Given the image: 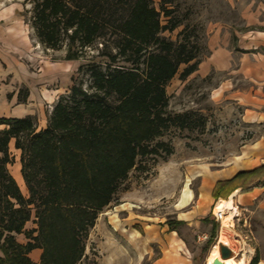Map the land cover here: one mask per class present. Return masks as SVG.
Here are the masks:
<instances>
[{
    "label": "trees",
    "instance_id": "obj_1",
    "mask_svg": "<svg viewBox=\"0 0 264 264\" xmlns=\"http://www.w3.org/2000/svg\"><path fill=\"white\" fill-rule=\"evenodd\" d=\"M28 2L39 41L57 49L66 40V59H76L107 27L118 35L110 62L87 66L88 87L73 82L44 127L37 129L31 115L0 117V264H34L29 253L35 248L41 250L37 264H83L89 230L137 159L171 153L168 143L150 142L176 123L178 116L167 112L165 84L180 64V78L196 70L197 48L187 38L174 43L160 36L180 24L164 2L158 8L153 0ZM161 16L168 17L165 24ZM117 54L129 66H116ZM12 138L27 196L7 170ZM263 174L264 163L219 179L211 197L226 198L238 187L247 191L246 182ZM32 215L36 226L26 228ZM182 223L165 220L169 231ZM210 225L202 250L215 242L218 223ZM257 261L254 254L248 264Z\"/></svg>",
    "mask_w": 264,
    "mask_h": 264
},
{
    "label": "rangeland",
    "instance_id": "obj_2",
    "mask_svg": "<svg viewBox=\"0 0 264 264\" xmlns=\"http://www.w3.org/2000/svg\"><path fill=\"white\" fill-rule=\"evenodd\" d=\"M160 2L172 10L173 19L180 21L174 29L162 30L160 36L174 43L187 38L194 44L199 59L197 70L180 78L179 72L184 67L180 64L177 73L165 84L167 112L178 117L175 124L150 144L163 141L172 151L168 155L137 159L135 167L119 182L113 201L98 213L89 230L83 264H151L160 257L162 247L157 233L147 225L163 224L167 218L183 221L175 233L185 244L183 253L188 264H205L212 244L202 250L206 239L198 240L197 235L208 236L210 221H214L211 210L218 198L212 199L210 191V197L198 210L201 177L191 178L189 188L193 197L182 210L188 212V217L178 218L175 204L188 169L199 164H206L214 171L223 169L243 145L264 135V124H247L242 120L243 107L237 96L254 83L235 72L236 56L240 53L236 34H248V29L264 30V0H153L156 8ZM31 8L28 0H0V117L31 115L38 129L46 125L53 105L59 96L68 93L73 82L88 87L87 66L93 62L102 65L110 62L117 52L118 35L114 28L107 27L81 49L76 59H66V40L57 49L39 41ZM167 18L161 16V23L165 24ZM259 51L264 55L263 49ZM114 63L129 66L119 54ZM13 142L12 138L8 144L12 161L7 164V170L11 175L14 165H19L20 173V151ZM262 177L249 179L246 184L263 182ZM22 182L18 186L27 196L23 179ZM237 210L239 220L233 219L232 228L236 250L227 245L235 252V259L246 250V244L237 241V234L254 248L253 256L258 229L255 212ZM205 217L206 221H202ZM25 226H36L33 215ZM219 230L218 223L214 243L219 242ZM16 238L25 241L22 234ZM138 246H143L146 253L141 254ZM31 259L37 264L39 254L31 255Z\"/></svg>",
    "mask_w": 264,
    "mask_h": 264
},
{
    "label": "crops",
    "instance_id": "obj_3",
    "mask_svg": "<svg viewBox=\"0 0 264 264\" xmlns=\"http://www.w3.org/2000/svg\"><path fill=\"white\" fill-rule=\"evenodd\" d=\"M247 32L248 34H236L240 39L237 45V48L240 49V53L236 56L238 58V66L236 67L235 72L240 74L242 78L253 82L254 85L242 89L237 98L243 107L242 120L247 124H253L256 122V124L262 125L264 124V55L260 53L259 50H264V30L248 29ZM230 57H232V55H230ZM228 64L229 62L226 63L225 66H228ZM254 142H258L261 146L259 150L260 162L257 166L253 167L256 168L264 163V135L258 136L257 139L248 142L245 145H250ZM254 157L255 156L252 155L251 159ZM262 179L264 178L262 177ZM247 186H250L247 191H240V187H238L232 191L230 195L235 201L236 208L245 209L251 213L255 212L257 214L256 226H258V229L255 241L257 248L255 254L258 256V261L256 264H264V181L256 185L248 183ZM212 199L214 198L212 197ZM238 214L239 212L237 210L235 216H238ZM234 219L237 221L239 220V218L236 217ZM147 226L150 227V231L157 233L162 247L160 257L152 261L151 264H188L189 260H187V257L183 253L185 244L180 238H178L175 233L176 231H169L165 223H150V225ZM230 228L232 229L234 227ZM233 232L235 233V231ZM237 236L239 237L237 240L239 243L242 242L243 246L246 244V250L243 247V250L245 251L241 253L240 257L244 255L245 263L248 264L252 258L254 248L249 243L245 242L238 234ZM148 241L149 238L146 237L145 242ZM141 247L143 246H138L137 248L139 252L146 253V249L143 251ZM40 251L41 250L38 248L33 249L29 253L30 258L33 254H40ZM232 252L234 256L235 252L233 250Z\"/></svg>",
    "mask_w": 264,
    "mask_h": 264
},
{
    "label": "bare ground",
    "instance_id": "obj_4",
    "mask_svg": "<svg viewBox=\"0 0 264 264\" xmlns=\"http://www.w3.org/2000/svg\"><path fill=\"white\" fill-rule=\"evenodd\" d=\"M260 147L261 146L258 142L251 143L250 145H243L240 152L234 155L229 161L230 163L227 167L223 169L214 171L208 168L206 164H199L196 167L193 166L189 168L187 174L188 176L183 183L179 198L175 204V209L178 211V218L185 219L188 217V212H184L182 210L187 204H189L193 197V193L189 188L191 178L196 176L201 177L199 195L196 204V208L201 210L206 199L210 197V191L216 180L229 178L239 170L252 169L259 164ZM252 155L255 156L253 159H251ZM12 168L15 169L14 173L12 172V175L14 176L17 184L22 186L23 182L19 173V165H14ZM220 208L224 209L225 214L221 220L218 241L220 243L222 242V244L228 245L233 250H236L235 245L237 242L232 237V229L230 227L232 224V217L237 214V208L231 195L225 199L219 198L217 200L215 210ZM113 222L117 224V218H114ZM217 257H219L218 245L217 243H214L211 245L210 250L206 255L205 264H211L212 260ZM226 262L227 264H246L244 255L237 259L231 256L226 260Z\"/></svg>",
    "mask_w": 264,
    "mask_h": 264
},
{
    "label": "water",
    "instance_id": "obj_5",
    "mask_svg": "<svg viewBox=\"0 0 264 264\" xmlns=\"http://www.w3.org/2000/svg\"><path fill=\"white\" fill-rule=\"evenodd\" d=\"M219 257L214 258L211 264H227L226 260L233 256L232 250L225 244L217 242Z\"/></svg>",
    "mask_w": 264,
    "mask_h": 264
},
{
    "label": "built area",
    "instance_id": "obj_6",
    "mask_svg": "<svg viewBox=\"0 0 264 264\" xmlns=\"http://www.w3.org/2000/svg\"><path fill=\"white\" fill-rule=\"evenodd\" d=\"M217 203V202H216ZM215 207H216V204H214V206L212 207V210H211V213H212V216H213V219L214 221H216L217 223L221 224V220H222V217L224 216V209L223 208H220V209H216L215 210ZM237 217V216H233L232 217V224H231V227H233V224H234V221L233 219ZM235 220V219H234ZM207 238V235L206 234H202V235H197V239L198 240H201V239H206Z\"/></svg>",
    "mask_w": 264,
    "mask_h": 264
}]
</instances>
